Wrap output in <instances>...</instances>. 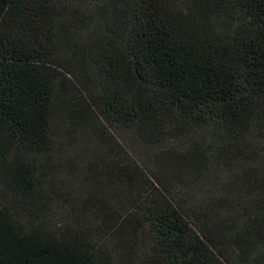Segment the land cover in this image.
Masks as SVG:
<instances>
[{"label": "trees", "instance_id": "1", "mask_svg": "<svg viewBox=\"0 0 264 264\" xmlns=\"http://www.w3.org/2000/svg\"><path fill=\"white\" fill-rule=\"evenodd\" d=\"M0 264H264V0H0Z\"/></svg>", "mask_w": 264, "mask_h": 264}]
</instances>
